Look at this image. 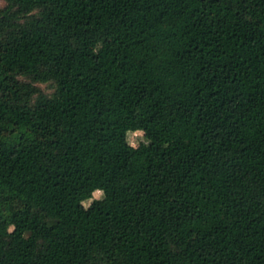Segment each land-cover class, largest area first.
Returning a JSON list of instances; mask_svg holds the SVG:
<instances>
[{"label":"trees","instance_id":"1","mask_svg":"<svg viewBox=\"0 0 264 264\" xmlns=\"http://www.w3.org/2000/svg\"><path fill=\"white\" fill-rule=\"evenodd\" d=\"M0 264H264V0H4Z\"/></svg>","mask_w":264,"mask_h":264},{"label":"rangeland","instance_id":"2","mask_svg":"<svg viewBox=\"0 0 264 264\" xmlns=\"http://www.w3.org/2000/svg\"><path fill=\"white\" fill-rule=\"evenodd\" d=\"M4 3V0H0V6ZM37 85L42 89L43 92L49 93L52 90V86L48 82H38ZM124 139L132 145L137 144L139 141L145 140L144 132L140 129L129 130L124 136ZM105 186L104 184H98L92 192H86L81 195L83 204H87L92 197H98L101 194V188ZM111 189L114 192H120V186H112Z\"/></svg>","mask_w":264,"mask_h":264}]
</instances>
